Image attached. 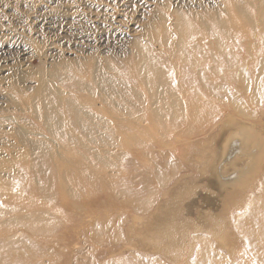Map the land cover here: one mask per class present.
I'll list each match as a JSON object with an SVG mask.
<instances>
[{"label": "rangeland", "instance_id": "374dc122", "mask_svg": "<svg viewBox=\"0 0 264 264\" xmlns=\"http://www.w3.org/2000/svg\"><path fill=\"white\" fill-rule=\"evenodd\" d=\"M225 1L0 0V198L15 195L0 205L19 204L20 213L45 216L31 227H0V237L11 231L20 232L17 238L28 235L27 243L16 246L23 260L14 263L12 253L4 254L12 246L0 248L4 264H24L36 248L47 252L51 237L57 252L27 264H264V77L259 71L247 88L225 80L234 92L220 91L216 107L191 112L184 125L155 127L121 157L109 155L111 167L89 164L71 147L61 148L29 108L41 73L60 58L81 59L92 50L124 55L148 30L161 33L172 25L175 9L212 11L224 8ZM210 111L213 116H207ZM228 118L235 123L228 124ZM242 139L245 149L258 145L259 152L238 182V173H232L249 158L229 156L236 153L234 146L243 150ZM53 152L61 157L63 190L54 181L60 175L49 167ZM168 161L174 164L168 167ZM222 163L230 174H221ZM161 175L168 181L162 183ZM52 181L41 192L43 183ZM22 187L27 189L21 192ZM13 216L8 210L0 221Z\"/></svg>", "mask_w": 264, "mask_h": 264}, {"label": "bare ground", "instance_id": "6f19581e", "mask_svg": "<svg viewBox=\"0 0 264 264\" xmlns=\"http://www.w3.org/2000/svg\"><path fill=\"white\" fill-rule=\"evenodd\" d=\"M225 3L224 8L212 11L204 7L196 12L175 9L172 25H164L161 33L148 30L145 38H135L132 49L123 56L118 51V54H98L92 50L91 56L81 59L60 58L48 71L41 73L37 97L30 100L33 109L29 108L48 133L60 141L61 148L71 147L77 159L89 164L111 167L109 155L121 157L125 150H130L127 147L144 142L155 127L166 129L167 124L180 127L191 119V112L215 106L220 91L229 96L228 92L233 90L225 80H239L247 88L255 70L264 77V0H226ZM164 21L167 23L169 18L165 17ZM213 115L212 111L207 113V116ZM228 119V124L234 120ZM237 132L241 137L239 129ZM243 140L239 144L241 147ZM109 147L115 152L111 153ZM48 148V143L42 144V150ZM233 149L236 153L229 156L233 160L249 158L246 162L242 159L244 164H238L239 172L232 173H238L234 179L239 182V176L248 170L245 166L259 149L258 145L251 150L243 147L238 151L235 146ZM59 159L60 155L53 152L49 167L60 175L59 180L54 181L57 190H63L67 181ZM166 164L169 167L174 163L168 161ZM225 165L222 163L225 169H220L224 176L228 172ZM227 165L232 166L231 163ZM54 181L43 183L41 192H46V185ZM161 181L168 180L161 175ZM229 186L230 181L225 184L226 188ZM22 188L21 192L27 189ZM224 193L225 189L219 195ZM14 196L5 195L0 198V204ZM191 206V203L185 206L190 214ZM20 209L19 204L9 205V209L0 205V219L7 216L8 210L14 213L13 217L1 220L0 227H14L17 223L31 227L32 223L45 219L44 214L41 217L42 212L20 213ZM19 234V231H11L0 237V248L12 246L4 254L12 253L14 263L21 258L16 255V246L27 243L24 239L28 235L17 238ZM7 237L9 243L4 241ZM48 240L47 252L32 250V256L24 264L37 261L41 255L56 253L54 245L58 243L52 242V237ZM1 255L0 264H4Z\"/></svg>", "mask_w": 264, "mask_h": 264}]
</instances>
